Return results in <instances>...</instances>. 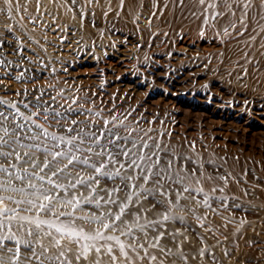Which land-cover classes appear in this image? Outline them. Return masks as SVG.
<instances>
[{"label": "rangeland", "instance_id": "1", "mask_svg": "<svg viewBox=\"0 0 264 264\" xmlns=\"http://www.w3.org/2000/svg\"><path fill=\"white\" fill-rule=\"evenodd\" d=\"M127 3L0 0V261L264 264V0Z\"/></svg>", "mask_w": 264, "mask_h": 264}, {"label": "snow or ice", "instance_id": "2", "mask_svg": "<svg viewBox=\"0 0 264 264\" xmlns=\"http://www.w3.org/2000/svg\"><path fill=\"white\" fill-rule=\"evenodd\" d=\"M75 2V0H73V3ZM205 2V0H200V3L201 4H203ZM209 7H215V5L214 4H210L209 5ZM218 15H221L220 13H215L213 16H212V19H215L216 18V16H218ZM233 15H235V13H233ZM241 23H243V21H240ZM205 23H207V19L205 20ZM232 27H235V25L233 24L232 25ZM224 34L225 35H227L228 34V28H224ZM25 107H27V105H25ZM37 127H39V125H37ZM69 131H71V129H69ZM44 135H48L46 132H44L43 133ZM53 139H59V140H63L64 138L63 137H53ZM6 143V142H5ZM69 143H71V141H69ZM60 155H62V153H52V157H53V159L55 160L56 159V157L57 156H60ZM17 159H19V156L17 155ZM74 159H76V157L75 156H70L69 158H68V162L69 163H72V161L74 160ZM86 162V161H85ZM48 165H47V163H45V165H44V167H47ZM101 167H103V166H101ZM62 170V169H61ZM0 171H7V169H0ZM96 171L99 173L100 172V168L98 167L97 169H96ZM190 173L191 174H195V170H190ZM56 173H53V175H55ZM119 173L117 172L116 173V175H118ZM106 175H111V174H106ZM201 175H203V173H201ZM212 177H209V179H211ZM147 179V178H146ZM181 179V181L184 179V177H181L180 178ZM219 179H221V180H225L226 181V178L225 177H223V176H221V177H219ZM97 183H98V181H97ZM196 183H199V180H197L196 181ZM216 189H213V191H215ZM21 191H23L22 189H21ZM112 191H118V189H113ZM184 191H189V189L187 188V187H185L184 188ZM200 192H203V189L201 188L200 190H199ZM221 191H222V189H221ZM44 199L45 200H51L52 199V197L50 196V195H46L45 197H44ZM3 201H2V199H0V203H2ZM29 203H31V201H29ZM66 203H71V201H67ZM176 203H178V201L176 202ZM203 203L206 205V206H210L209 204H208V199L207 198H205V200L203 201ZM41 209H44L45 208V205H43V204H41L40 206H39ZM8 210L7 209H4V212H7ZM49 211H52L51 209H49ZM121 211H123V209H121ZM53 214H55V213H53ZM169 217L167 216V215H165V217H164V219H168ZM21 219L22 220H26V218H24V217H21ZM115 219L116 220H119L120 219V216L118 215V216H116L115 217ZM28 223H32V221H27ZM36 223V226L37 227H39L40 226V224L41 223H45V224H47L48 225V227H55V231L57 232V233H60L61 234V236L63 237V236H65V235H68V236H76L78 239H82V240H96V239H107V240H113V239H116V238H114V237H112V236H107V237H105L104 236V234H103V232H101V231H97L96 233H95V235H88V234H85L82 230L81 231H79L78 233L77 232H74V231H72L71 229H69L67 226H65V225H61V226H55V225H53V224H51V223H48L47 221H36L35 222ZM0 227H2V226H0ZM102 227L104 228V229H108L109 227H110V225L109 224H107V223H104V224H102ZM29 235H31V233H29ZM48 235H51V233H48ZM17 243H19V241H17ZM59 240H56V246H59ZM116 243H120L119 242V240L118 239H116ZM26 246H30V245H28V243L26 242ZM120 247H121V252H123V248H124V246L121 244L120 245ZM97 252H99L100 251V249L99 248H96L95 249ZM109 251H111V249H109ZM88 252V247L87 246H85V248H84V253H85V256H86V253ZM61 255H63V253H61ZM126 255V254H125ZM0 264H3V262L2 261H0Z\"/></svg>", "mask_w": 264, "mask_h": 264}, {"label": "bare ground", "instance_id": "3", "mask_svg": "<svg viewBox=\"0 0 264 264\" xmlns=\"http://www.w3.org/2000/svg\"><path fill=\"white\" fill-rule=\"evenodd\" d=\"M127 1H129V0H117V2L118 3H127ZM141 1V0H140ZM146 1V0H145ZM150 1V0H149ZM110 2V1H109ZM113 2V1H112ZM160 2V1H159ZM174 2H176V1H174ZM129 3V2H128ZM127 3V4H128ZM139 3H142V2H139ZM116 4V3H115ZM130 4V3H129ZM109 5H112V3L111 4H109ZM114 5V4H113ZM160 5H162V4H160ZM113 7V6H112ZM125 7V6H124ZM163 7V6H162ZM169 7V6H168ZM173 7V6H172ZM137 8V7H136ZM164 8V7H163ZM128 9V8H127ZM139 9H140V7H139ZM154 9V8H153ZM166 9V8H165ZM134 10V9H133ZM150 10H151V8H150ZM130 11V10H129ZM135 11V10H134ZM138 10H136V12H137ZM140 11V10H139ZM138 11V12H139ZM152 11V10H151ZM160 11H162V9L160 10ZM166 11V10H165ZM137 12V13H138ZM150 12V11H149ZM140 13V12H139ZM133 14H134V12H133ZM136 14V13H135ZM167 14V13H166ZM129 15V14H128ZM169 15V14H168ZM133 17H134V15H133ZM52 240H53V238H51L50 237V242L49 243H52ZM90 242H88V244H89ZM96 247H98V245L96 244V243H93V242H91L90 243V251H94L95 250V248ZM94 254H95V257H96V259L98 260V261H100V262H103V263H110V262H112L113 261V257H112V254L110 253V252H108V251H106V250H101V251H99L98 253H96L95 251L93 252Z\"/></svg>", "mask_w": 264, "mask_h": 264}]
</instances>
